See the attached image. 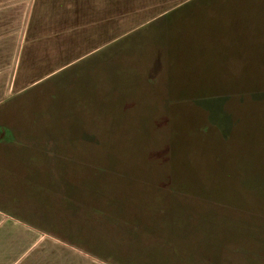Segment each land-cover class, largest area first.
<instances>
[{
    "label": "rangeland",
    "instance_id": "374dc122",
    "mask_svg": "<svg viewBox=\"0 0 264 264\" xmlns=\"http://www.w3.org/2000/svg\"><path fill=\"white\" fill-rule=\"evenodd\" d=\"M166 19L0 106V264H264V0Z\"/></svg>",
    "mask_w": 264,
    "mask_h": 264
},
{
    "label": "crops",
    "instance_id": "0c3cea01",
    "mask_svg": "<svg viewBox=\"0 0 264 264\" xmlns=\"http://www.w3.org/2000/svg\"><path fill=\"white\" fill-rule=\"evenodd\" d=\"M197 1L0 0V106Z\"/></svg>",
    "mask_w": 264,
    "mask_h": 264
}]
</instances>
